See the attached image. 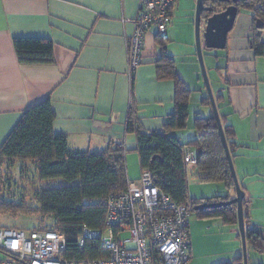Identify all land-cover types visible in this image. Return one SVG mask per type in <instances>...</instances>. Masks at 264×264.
<instances>
[{
    "label": "crops",
    "instance_id": "1",
    "mask_svg": "<svg viewBox=\"0 0 264 264\" xmlns=\"http://www.w3.org/2000/svg\"><path fill=\"white\" fill-rule=\"evenodd\" d=\"M197 1L192 0V5L186 1L185 7V0H176L164 38L186 84L183 71L194 60ZM140 3L141 0H0V146L24 111L50 97L56 112L54 129L67 135L71 148L98 150L123 141L129 180L140 178L137 141L135 135L126 134L129 109L135 107L145 131H157L163 129L167 116L174 111L176 99L175 82L158 78L156 62L161 57V46L156 26L144 37L143 63L130 72L128 44ZM253 26L252 11L240 9L223 49L224 65L219 68L224 71L226 89L221 113L226 114L237 141L244 145L237 149L233 160L246 192V224L262 235L264 243V209L257 214L251 191L252 176L264 169V52L258 55L252 46L256 34ZM15 38L52 40L55 63L21 64ZM178 41L186 46L185 54L175 47ZM261 41L264 46V29ZM190 118L188 128H193ZM130 151H136V155ZM217 192L214 190L204 201ZM231 195L235 198L236 191ZM238 239L242 244L240 234ZM237 247L242 252V245ZM250 250L255 254L254 262L264 264V252Z\"/></svg>",
    "mask_w": 264,
    "mask_h": 264
},
{
    "label": "trees",
    "instance_id": "2",
    "mask_svg": "<svg viewBox=\"0 0 264 264\" xmlns=\"http://www.w3.org/2000/svg\"><path fill=\"white\" fill-rule=\"evenodd\" d=\"M203 2L205 7L213 8L212 12L202 13L203 19L223 11L231 4H235L238 11L240 9L252 11L253 28L256 32L251 40L252 46L258 55L263 54L261 34L264 29V0H238L236 3H223L220 0ZM174 5L171 8V17ZM258 21L263 23V27H257ZM157 39L161 46V57L156 62L158 78L172 79L175 82V109L167 116L163 129L145 131L141 119L135 113V107H130L126 120V134L135 135L141 170L151 171L155 183L163 191L177 203L193 205L194 211H197L201 218H220L225 224L237 225V203L195 210L198 205L205 202V198L197 200L190 196L189 166L185 160L189 147L197 152L198 162L194 167L198 181L207 185L216 184L214 186L222 183L224 187L225 193L218 191L207 202L233 199L231 192L236 191L235 183L208 93L202 98L201 104L209 106L212 113L209 116L196 114L193 120L195 134L191 139L183 141L177 134L188 128L192 91L177 72L176 62L167 51V39L161 38L160 35ZM14 46L21 64L55 63L54 42L50 39L15 38ZM133 86L134 82L132 88ZM224 98V94H220L216 101L229 149L234 158L237 149L244 145L237 141L235 130L227 122L226 114L221 113ZM55 119L56 112L48 97L24 111L20 121L0 146V228H12L7 227L8 215L16 216L20 212L37 214L42 218L41 226L32 230L49 229L65 236L67 246L61 254L62 258L89 261L106 257L108 252L102 248L98 239H87L82 246L80 238L86 229L94 231L106 228L107 199L112 194L122 193L130 184L125 142H111L98 150L74 149L71 148L67 135L55 131ZM17 162L21 164L19 169L21 177L27 174L29 163L36 167L35 179L28 181L30 185L34 186L38 180L45 186L41 185V188L35 191L34 207L24 205L28 204L26 196L21 200L22 203L15 202V205L12 200H7L1 195L3 189L10 184L11 178V173L8 172L9 177L7 175L5 177L3 170L5 167L8 170L15 167ZM57 179L65 183L60 181L48 183ZM245 200L246 198L244 207L247 205ZM45 220H48L50 225L44 226ZM246 226L249 264H258L251 261L249 251L254 248L264 252L262 235L250 229L249 225ZM4 256L5 260L8 259L5 254ZM237 262H243V251L235 261L225 264Z\"/></svg>",
    "mask_w": 264,
    "mask_h": 264
},
{
    "label": "built area",
    "instance_id": "3",
    "mask_svg": "<svg viewBox=\"0 0 264 264\" xmlns=\"http://www.w3.org/2000/svg\"><path fill=\"white\" fill-rule=\"evenodd\" d=\"M175 0H141L135 19V31L129 40L130 72L143 63L144 37L156 26L166 38ZM188 166L197 164L192 148L186 150ZM194 207L175 202L154 181L151 171L130 182L120 194L107 199L106 228L86 229L80 238L98 239L108 252L106 257L89 261L62 258L67 241L59 232L0 228V251L8 259L0 264H188L191 259V222ZM129 232L128 238L122 234Z\"/></svg>",
    "mask_w": 264,
    "mask_h": 264
},
{
    "label": "rangeland",
    "instance_id": "4",
    "mask_svg": "<svg viewBox=\"0 0 264 264\" xmlns=\"http://www.w3.org/2000/svg\"><path fill=\"white\" fill-rule=\"evenodd\" d=\"M187 4L190 5L192 0H185V7ZM197 1V0H193ZM192 5V4H191ZM206 23L203 19L201 24V36L203 41V55L205 67L207 70L209 82L215 96L217 99L218 95L224 94L225 92V79H224V71L220 70L224 65L223 58V50L218 49H207L205 47L204 41V33H205ZM194 60L189 61L188 66L185 71V80L187 82L188 88L192 91L190 97V106H191V118L190 121L194 120L196 114H200L202 116H209L212 113V110L209 106H203L201 104V100L204 96L207 95L208 90L206 87V83L203 77L202 69L199 63V59L197 56V47H196V32L194 28ZM180 41V40H179ZM175 43V47L178 48L180 53L185 54L184 50L186 46L180 42ZM187 64V62H185ZM226 101V100H225ZM223 102V101H222ZM224 103H221V108L224 107ZM195 134L193 128H186L183 131H180L179 135L181 136L183 141H187L191 139ZM131 155H136V151ZM129 155V154H128ZM15 167H12L8 170V168H4L3 173L9 177L8 172L11 173V178L9 180V185L5 189H3L1 195L5 196V199L12 200L14 204L15 202L22 203L21 200L25 196L27 197V203L29 207H34L36 202L34 200L35 191L41 188L42 182L39 183L38 180L35 185H30L28 181L30 179H35L36 167L29 163V170L24 177L20 176L19 169L21 164L19 162L16 163ZM196 168L194 166H189V192L190 196L193 199L201 200V197H209L211 196L214 190L224 192L223 184H202L198 181L196 175ZM4 177V178H5ZM58 181L65 183L61 179L52 180L48 183H57ZM253 185L251 187V191L254 193V205L256 202V210L257 214L261 215V211L264 209V169H260L258 174H254L252 176ZM54 182V183H53ZM45 182L44 184H46ZM42 187H45L42 185ZM214 189V190H213ZM253 205V206H254ZM264 213V212H263ZM7 227H15L16 229H24V230H32L38 226H41V219L37 214H30L25 212H20L16 216L8 215L6 216ZM264 220V216H261ZM191 222V247H192V256L189 264H225L230 261H235L238 256L242 255V252H238V245H242L240 240L238 239L239 228L238 224L235 228L231 225L225 224L222 219L219 218H207L203 219L199 216L197 211H193L190 216ZM45 225H50L48 220L44 221ZM130 236L129 232H125L122 234V238H128ZM190 247V249H191ZM242 247L240 248V251ZM249 257L252 262H254L255 254L253 250L249 251ZM0 258L5 260V256L3 253H0ZM235 264H244L243 262H237Z\"/></svg>",
    "mask_w": 264,
    "mask_h": 264
},
{
    "label": "water",
    "instance_id": "5",
    "mask_svg": "<svg viewBox=\"0 0 264 264\" xmlns=\"http://www.w3.org/2000/svg\"><path fill=\"white\" fill-rule=\"evenodd\" d=\"M238 0H220V2L223 3H236ZM204 11L212 12V7H205L203 0L197 1V11H196V47H197V55L199 59V63L202 69L203 77L206 83V87L208 90V96L210 98L212 109L214 111V116L216 118V121L218 123L219 131L223 140V144L225 147V151L227 154V158L232 170V175L235 183V190H236V197L229 200V201H221V202H206L201 205H198L195 210H204L209 208H217L221 206H227L229 204L237 203L238 205V228H239V234L242 239V251H243V263L249 264L248 259V246H247V226H246V220H245V212H244V199L246 196V192L241 186V183L239 181L233 156L229 149V144L227 142L224 127L222 123V119L219 113V109L217 106V101L215 99V96L213 94L207 70L205 67L204 62V55H203V41L201 36V24L203 21L202 13ZM238 15V7L235 4L228 5L226 9H224L221 12H216L210 17H208L205 20L206 28L204 33V41H205V47L207 49H218L223 50L227 46V37L229 32L232 30L236 17ZM257 27L261 28L263 27V23L258 21Z\"/></svg>",
    "mask_w": 264,
    "mask_h": 264
},
{
    "label": "clouds",
    "instance_id": "6",
    "mask_svg": "<svg viewBox=\"0 0 264 264\" xmlns=\"http://www.w3.org/2000/svg\"><path fill=\"white\" fill-rule=\"evenodd\" d=\"M131 37H132V36H131ZM131 37H130V38H131ZM128 46H129V44H128ZM133 72H134V71H133ZM133 72H132V73H133ZM189 148H190V147H189ZM192 149H193V148H192ZM193 150L195 151V153H196V155H197L196 150H195V149H193ZM185 155H186V154H185ZM197 161H198V160H197ZM194 166H195V165H194ZM142 171H143V170H142ZM142 171H141V173H142ZM140 176H141V175H140ZM206 202H207V201H206ZM206 202H204V203H206ZM193 211H194V210H193ZM27 231H28V230H27ZM56 232H57V231H56Z\"/></svg>",
    "mask_w": 264,
    "mask_h": 264
}]
</instances>
